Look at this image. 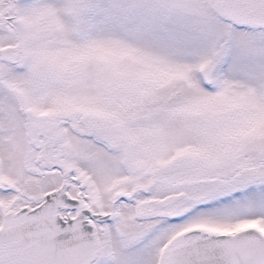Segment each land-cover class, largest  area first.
<instances>
[{"label": "snow or ice", "instance_id": "1", "mask_svg": "<svg viewBox=\"0 0 264 264\" xmlns=\"http://www.w3.org/2000/svg\"><path fill=\"white\" fill-rule=\"evenodd\" d=\"M0 264H264V0H0Z\"/></svg>", "mask_w": 264, "mask_h": 264}]
</instances>
